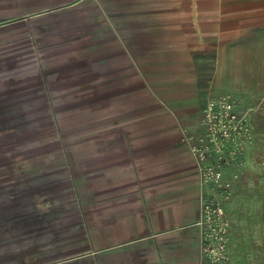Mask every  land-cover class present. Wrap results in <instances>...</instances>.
Returning a JSON list of instances; mask_svg holds the SVG:
<instances>
[{"label":"crops","instance_id":"0c3cea01","mask_svg":"<svg viewBox=\"0 0 264 264\" xmlns=\"http://www.w3.org/2000/svg\"><path fill=\"white\" fill-rule=\"evenodd\" d=\"M0 48L2 110L76 117L66 146L92 201L94 264H201L203 186L187 135L227 94L253 121L248 155L264 148V0H0ZM21 57L42 59L35 77Z\"/></svg>","mask_w":264,"mask_h":264},{"label":"rangeland","instance_id":"374dc122","mask_svg":"<svg viewBox=\"0 0 264 264\" xmlns=\"http://www.w3.org/2000/svg\"><path fill=\"white\" fill-rule=\"evenodd\" d=\"M3 60L0 48V67ZM39 61L21 57L16 66L35 77ZM59 117L44 104L0 107V264H94L87 253L92 201L78 195L66 146L77 121ZM254 138L224 203L232 264H264V148L248 155Z\"/></svg>","mask_w":264,"mask_h":264},{"label":"built area","instance_id":"2783aa9c","mask_svg":"<svg viewBox=\"0 0 264 264\" xmlns=\"http://www.w3.org/2000/svg\"><path fill=\"white\" fill-rule=\"evenodd\" d=\"M242 100L221 94L207 101L201 123L203 132L187 135L200 163L202 232L201 264H231V221L224 203L230 198L239 169L247 163V146L254 138L253 123L241 113Z\"/></svg>","mask_w":264,"mask_h":264}]
</instances>
